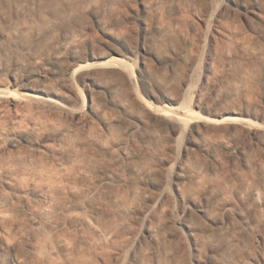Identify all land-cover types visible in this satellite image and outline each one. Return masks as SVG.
I'll list each match as a JSON object with an SVG mask.
<instances>
[{"label":"rangeland","instance_id":"rangeland-1","mask_svg":"<svg viewBox=\"0 0 264 264\" xmlns=\"http://www.w3.org/2000/svg\"><path fill=\"white\" fill-rule=\"evenodd\" d=\"M73 5L38 22L22 2L0 23V264H264V0ZM112 48L129 69L69 70ZM156 108L196 114L193 140Z\"/></svg>","mask_w":264,"mask_h":264},{"label":"bare ground","instance_id":"bare-ground-1","mask_svg":"<svg viewBox=\"0 0 264 264\" xmlns=\"http://www.w3.org/2000/svg\"><path fill=\"white\" fill-rule=\"evenodd\" d=\"M74 1L75 0H0V23H2V20H3V18L5 17V15H6V13H7V11H10L11 9H14L15 11L16 10H18V5H19V3H22V2H26V3H30V4H33V5H35V6H37V8H38V10L35 12V13H33V14H31V13H29L28 15H27V17H30L31 19H33L34 21L36 20L35 19V17H37V21L38 22H43V11H44V13H46L47 15H51V16H59V15H62V14H64L66 11H68V10H70V9H72V8H75V5H73V3H74ZM257 2V1H256ZM246 3V2H245ZM257 4H258V2H257ZM259 5V4H258ZM255 13H256V11H255ZM72 14V13H71ZM50 17V16H49ZM8 18V17H7ZM5 20V19H4ZM60 20V19H59ZM29 21V20H28ZM48 22V21H47ZM46 22V23H47ZM34 24V22H31V21H29V22H27V25H29V27H32V26H34L33 25ZM8 26V25H7ZM27 27V26H26ZM44 27H46V26H44ZM33 28V27H32ZM32 28H31V30H32ZM41 29V28H40ZM38 32V31H37ZM37 32H36V34H37ZM34 33V32H33ZM22 36V35H21ZM20 38V37H19ZM72 50V49H71ZM63 53H61V54H59V56H58V58H60L61 60L64 58L63 57V55H62ZM134 55V54H133ZM75 56V55H74ZM74 58V60H77V61H79V62H83V63H81V64H77L76 66H74L75 64H72L71 66H69V70H74V71H80V70H82V69H88V68H90L91 66H93V65H98V66H95V67H99V65H101V66H103L104 67V65L106 66V65H109V66H112V67H117V68H119V69H129V66H131V65H129L128 63H126V62H124L125 61V59H123L122 58V54L119 52V50H117V49H114V48H112L108 53H102V52H98V53H91V54H87L86 56H84V57H73ZM94 58H104V59H106L105 60V62L104 61H102V62H98V63H93V62H87V60H89V59H94ZM138 58V57H137ZM134 59V58H133ZM133 59H131L132 60V62H133ZM139 62V67L140 68H142V66H144V62H142V59L141 58H139V60H136L135 61V59H134V62ZM74 63V62H73ZM132 64V63H131ZM138 64V63H137ZM108 66V67H109ZM138 66V65H137ZM107 67V66H106ZM135 67V66H134ZM100 68H102V67H100ZM133 68V67H132ZM103 69V68H102ZM110 69V68H109ZM107 70V69H106ZM130 70H131V68H130ZM92 71V70H91ZM111 71V70H110ZM147 71V70H146ZM69 72V71H68ZM97 72V71H96ZM96 72H87L86 73V75L83 77V81H84V84L85 83H88V84H97V83H99L98 82V77L96 76ZM149 72V71H148ZM133 74H135L136 72L135 71H133L132 72ZM75 74H76V72H75ZM107 74V73H106ZM13 75L15 76V77H17V78H20V79H24V80H26L25 82H27V80H30V78H31V75L30 74H25L22 70H20V68L18 69H15L14 71H13ZM100 76V75H99ZM32 80V79H31ZM23 81V80H22ZM118 81V80H117ZM105 82V81H104ZM103 82V83H104ZM96 86H98V85H96ZM47 86L45 85H34V84H22L21 85V89L22 90H24V92H22V95H27V96H30V97H33V98H39V99H41L42 101H44V100H49V101H53V103L55 102V100H52V98L50 97V93H52L50 90H48L47 88H46ZM92 87V86H91ZM101 88V87H100ZM32 90V92H28V91H26V90ZM114 90V89H113ZM26 91V92H25ZM15 94V93H14ZM15 95H17V98H18V100H20L21 98H22V96L21 95H19V94H15ZM76 95H77V98H78V100H79V104H80V106H82V107H85V108H89V107H92V106H94L95 105V102H94V98H93V95H92V92L91 93H88V94H85L84 93V91L83 90H77L76 91ZM119 95H121V94H119ZM119 95H117L116 94V92H115V96H116V106L119 108V109H121V110H123L124 112H126V113H131V114H134L133 116H135L136 118H138L140 121H141V118H143V115L140 113V112H138V110L137 111H135L134 109H132V106L130 105V104H128L127 103V101L123 98V97H121V96H119ZM19 97H20V99H19ZM139 99V103L142 105V106H146V103H149V102H146L145 101V99H143L142 97L140 98H138ZM137 99V100H138ZM23 100V99H22ZM38 100V99H37ZM27 101V100H26ZM36 101V100H35ZM20 102H21V100H20ZM137 102V101H136ZM148 105V104H147ZM150 105V104H149ZM186 105V104H185ZM135 107V106H134ZM168 107V106H167ZM180 108H187V107H185L184 106V104L182 105H180L179 106ZM178 106H177V108H176V106L175 107H173V109H178L179 108ZM157 108H159V107H157ZM156 108V109H157ZM68 109V108H67ZM172 109V108H171ZM184 109V110H185ZM158 110V109H157ZM161 110H163V111H161ZM161 110L159 109L158 110V113H159V111H160V113L161 112H163L162 114L164 115L165 113H166V115H168L169 116V118H170V120L173 122V128H172V131H173V133H175V134H180V133H182L183 132V130H184V126H182V125H180V122H183V121H185L186 122V124L187 125H185V126H188V132H189V134H188V140L189 141H191V140H193V137H194V131H196L197 130V128H198V120H196V118L195 117H198L196 114H192L191 113V118L190 119H188V118H185V117H182V116H180V115H177V114H175V113H170V112H168V111H166V110H164V109H162L161 108ZM170 110V109H169ZM183 110V109H182ZM186 111H187V109H186ZM69 112H71V114L72 115H75L78 111L75 109V108H73V109H70V111ZM188 112V111H187ZM232 112V111H231ZM185 119H187V120H185ZM208 122H210V119H209V121ZM4 139H5V137H4ZM0 142H1V137H0ZM4 142V141H3ZM13 143V142H12ZM11 143V144H12ZM182 151H183V149H182ZM75 156H77V155H75ZM198 168H196V169H194V171H196ZM143 170V169H142ZM181 170V169H180ZM138 172V174H140L138 177H144V176H146V175H143L144 173L142 172V171H140V170H138L137 171ZM181 172V171H180ZM179 173V172H178ZM190 173V172H189ZM179 176H180V178L182 179V178H184L186 175H183V174H181V173H179ZM139 180V179H138ZM180 180V179H179ZM106 184H108V183H106ZM253 186V185H252ZM248 188H251V187H248ZM252 190V189H251ZM164 192V191H163ZM207 193V192H206ZM252 194V193H251ZM208 197V196H207ZM209 198V197H208ZM95 207V206H94ZM150 211H151V209H150ZM121 212H123V213H127L128 212V208H124V209H121ZM187 226V225H186ZM191 225H189V226H187V227H190ZM191 228V227H190ZM229 228V227H228ZM157 232V231H156ZM220 237H221V239H225V237H226V235H225V233H222L221 235H219ZM79 240H81V239H79ZM226 243V242H225ZM224 243V244H225ZM205 248V247H204ZM214 249V248H213ZM219 249V248H218ZM215 250V249H214ZM8 251V250H7ZM222 251V250H221ZM235 253V252H234ZM221 255V254H220ZM159 257V256H158Z\"/></svg>","mask_w":264,"mask_h":264}]
</instances>
